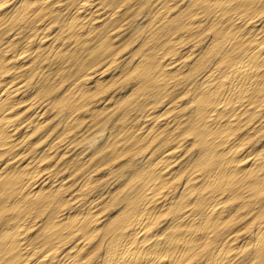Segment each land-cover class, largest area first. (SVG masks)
Here are the masks:
<instances>
[{"label":"rangeland","instance_id":"obj_1","mask_svg":"<svg viewBox=\"0 0 264 264\" xmlns=\"http://www.w3.org/2000/svg\"><path fill=\"white\" fill-rule=\"evenodd\" d=\"M22 1L24 3L21 0H10L3 3L0 0V7L6 9V15L0 18V61L3 62L2 57L4 56L1 54L5 53V49L7 53H5L7 55L5 58H7L8 55L9 57L14 55V51L15 55L20 53L29 41H31L29 43L32 47L35 46L24 53L26 58L22 60H26L27 63L24 67H12L13 64L3 62L5 68L0 72V79L2 78L0 89L5 87L7 90L16 89L19 86L18 89L22 88L19 90L21 94L25 92L23 97L27 99L29 95L27 101L16 105L15 110L11 112V117L15 122H25L23 123L24 127L19 130V133L24 136V141L19 146L9 144L0 147V168L4 166V163L5 165L9 164L7 165L9 173L17 175L20 179L19 192H29L28 207L30 208L26 207L22 211L24 216L12 211L6 213L11 224H22L19 226L21 230L25 231L24 242L26 241L25 244L28 247L30 245L29 249L34 248L42 237L41 235L45 234L47 219L56 210L66 209L69 212L73 210L75 212V210L87 211L90 209L92 222L87 229L90 236L82 237L83 234L75 232L72 236L70 235V240H63L61 246L62 248L71 247L86 238L84 240L86 242L85 256L81 260L84 261V264H99L101 251L96 247L103 232L101 227L105 228L122 216L128 203L134 202L136 193L142 185L146 186L145 176L154 167L153 164H157L156 171H158L167 163L163 160L164 156L171 152V157H174L175 161L173 163H169V161L166 169L170 170L172 180L163 189L169 191L167 199L171 200L174 197L173 199H176L178 204L181 203V207L188 205L174 211L176 216L185 212L199 215L204 213L208 205L212 206L211 204H214L215 201L224 200L221 205L226 208L224 213L226 218L224 216L221 226L213 235L212 240L214 239V242L218 243L227 235L235 234L239 239H243V242L246 241L247 245L245 247L243 245L240 249L241 252L237 253L227 264H240V262L241 264H256V232L264 227V218H261V210L264 209V185L262 189L258 187V190L252 186L233 184L219 191H202L204 169L201 162L205 159L208 149V153L211 152L210 157L211 154L212 156L222 154V157H226V153L239 152L238 158L236 157L239 159L241 152L243 155L248 154V157L242 161V164L247 167L246 170L254 171V175H264V169H256L257 165L253 164L260 163L264 155V98H261L262 101L259 104L256 103V108L253 105L256 113H251L248 110L243 115L244 120L247 118L250 120L245 123L243 121L241 126L222 128L220 127L222 124L219 123L222 117L218 116L217 120H214L216 124L211 126L214 128H212V135L208 136V143L203 144L204 139L196 133L195 135L191 133L190 127L193 124L201 123L199 107L203 103L199 99L206 94L208 89L212 90L221 84L223 72L228 69L229 64L234 62L235 51L239 52L234 49L242 47L247 53L257 44L264 46V0H60L61 3L59 0ZM135 1L136 3H134ZM243 1H252L255 5L251 7L250 11L244 13L241 10L240 13H237V10L230 9L231 4ZM78 3H85L91 10L99 11L86 20L78 19L75 17V11L80 5ZM203 6L207 7L206 11ZM209 9L211 10L209 11ZM95 16L97 19L91 20ZM236 18L249 23L253 22L252 24L257 27H255L257 29L255 33L261 32V34L255 36V33L247 34L242 32L243 30L240 31L241 28H237L238 25H236L238 21ZM221 19L224 21L221 22ZM44 25L48 27H43ZM45 29L47 35L44 33ZM126 34L128 35L126 36ZM41 37L43 38L41 39ZM257 38L260 39L257 40ZM146 48L148 49L146 50ZM8 50L10 52H7ZM18 61L20 62V60ZM160 70L162 73L157 74ZM32 71L34 72L32 73ZM88 72H91L92 75ZM151 76L156 79H151ZM85 79L86 81H84ZM209 79L211 80L209 81ZM70 80L72 82L69 83ZM262 82L264 85V81ZM86 83L90 90L92 89L90 93L85 92L84 87L86 86L84 85ZM37 87L39 88L37 89ZM67 88L69 91L66 90ZM220 89L222 90L223 86ZM147 90L150 91V95ZM107 99L109 100L107 101ZM79 100L82 101L79 102ZM33 102L34 104H31ZM224 105L227 109L230 108V104ZM29 106L30 108L27 109ZM206 106L208 110L218 107L214 102ZM72 107L77 110L72 111L74 110ZM102 107L103 109H101ZM190 107L192 109L188 110ZM84 108L87 110L90 108L91 111ZM154 110L156 111L154 112ZM184 112L187 113L184 114ZM36 117L39 122L35 120ZM168 120L171 122H167ZM215 126L218 128L216 129ZM149 127L151 128L149 129ZM146 142L150 145H145ZM157 142H159L158 146ZM223 148L226 150H222ZM107 150L110 153H107ZM36 164H40L39 168ZM191 173L200 177L198 176L195 182L190 184V189L193 191L181 193L180 186L185 178L191 177ZM6 179H0V198ZM42 183L45 185L42 186ZM123 184L125 185L123 186ZM136 188L138 189L135 190ZM15 193L17 195V192ZM93 204L94 207H92ZM171 217L168 213H160L153 230L156 228L154 231L162 234V230L175 226L177 220L174 223ZM1 221L2 219H0V223H2ZM2 227H4L3 223L0 229V244L6 235L3 230L5 228ZM98 228L101 229L97 231ZM249 236H252L251 240H249ZM212 246V243H208L205 247L199 248L195 259L187 264H206L209 248ZM92 248L94 249L92 250ZM9 257L10 254L5 255L3 261L4 259L8 261Z\"/></svg>","mask_w":264,"mask_h":264},{"label":"bare ground","instance_id":"obj_2","mask_svg":"<svg viewBox=\"0 0 264 264\" xmlns=\"http://www.w3.org/2000/svg\"><path fill=\"white\" fill-rule=\"evenodd\" d=\"M3 3L10 1V0H2ZM37 1V0H36ZM60 1V0H59ZM70 1V0H69ZM84 1V0H83ZM91 1V0H90ZM188 1V0H187ZM254 1V0H252ZM252 1H246V2H240L231 4L230 9H235L240 13V10L242 13L248 12L251 10V7L255 4L252 3ZM259 1V0H258ZM257 1V2H258ZM21 2L24 3V1L21 0ZM58 2V1H57ZM177 2V1H176ZM255 2V3H257ZM21 3V4H23ZM55 3V2H54ZM61 3V1H60ZM75 3V2H74ZM97 3V2H96ZM95 3V4H96ZM136 3V1L134 2ZM153 3V2H152ZM170 3V1H169ZM178 3V2H177ZM186 3V2H185ZM80 4V3H78ZM173 4V3H172ZM176 4V3H175ZM186 5V4H185ZM10 6V5H9ZM21 6V5H20ZM42 6V5H41ZM124 6V5H123ZM134 7V4L132 5ZM150 6V5H149ZM148 6V7H149ZM170 6H172L170 4ZM141 7V6H140ZM204 10L206 11L207 7L203 6ZM28 8V6H27ZM43 8V7H42ZM45 8V6H44ZM59 8V7H58ZM150 8V7H149ZM171 8V7H170ZM181 8V7H180ZM57 9V8H56ZM95 9V8H94ZM24 10V8H23ZM26 10V9H25ZM60 10V9H59ZM147 10V9H146ZM178 10V9H177ZM211 9H209L210 11ZM262 10V9H261ZM33 11V10H32ZM58 11V9H57ZM97 10H91V8H88L85 3H82L79 5L77 10L75 11V17L81 20H86L92 15L96 14ZM104 11V10H103ZM117 11V10H116ZM115 11V12H116ZM179 11V10H178ZM208 11V12H209ZM10 12V11H9ZM22 12V11H21ZM118 12V11H117ZM172 12V11H171ZM12 13V12H11ZM28 13V12H27ZM30 13V12H29ZM105 13V12H104ZM178 13V12H177ZM197 13V12H196ZM71 14V13H70ZM103 14V13H102ZM106 14V13H105ZM169 14V13H168ZM176 14V13H175ZM199 14V13H198ZM6 15V9H3L2 6L0 7V18L4 17ZM8 15V12H7ZM74 15V14H73ZM172 15V14H171ZM231 15V14H230ZM98 16V15H96ZM91 20H94V18ZM110 16V15H109ZM169 16V15H168ZM174 16V15H173ZM234 16V15H233ZM101 17V15H100ZM99 17V18H100ZM216 17V16H215ZM242 17V16H241ZM6 18V17H5ZM71 18V17H70ZM225 18V17H224ZM234 18V17H233ZM243 18V17H242ZM28 19V18H27ZM77 19V20H78ZM97 19V18H96ZM238 21L236 25H238L237 28H241L240 31L245 32L247 34L249 33H255L256 32V26L252 23H249L248 21H243L240 18H236ZM8 20V19H7ZM194 20V19H193ZM203 20V18H202ZM201 20V21H202ZM223 19L220 21L222 22ZM36 21V20H35ZM141 21V20H140ZM195 21V20H194ZM224 21V20H223ZM260 21V20H259ZM220 22V24H221ZM248 22V23H247ZM258 22V21H257ZM48 23V22H47ZM149 24V22H147ZM194 23V22H193ZM68 24V23H67ZM84 24V22H83ZM92 24V23H91ZM192 24V22H191ZM40 25V24H39ZM47 25V24H46ZM95 25V24H94ZM97 25V24H96ZM173 25H175L173 23ZM187 25V24H186ZM98 26V25H97ZM123 26V25H122ZM202 26V25H201ZM48 27V26H43ZM94 27V26H92ZM256 27V28H255ZM260 27V26H259ZM264 27V26H263ZM37 28V26H36ZM174 28V27H172ZM116 29V28H115ZM223 29V28H221ZM39 30V28H38ZM79 30V29H77ZM81 30V29H80ZM154 30V29H153ZM157 30V29H156ZM203 30V29H202ZM56 31V30H55ZM85 31V30H84ZM83 31V32H84ZM122 31V30H121ZM170 31V30H169ZM51 32V31H50ZM89 32V31H87ZM168 32V31H167ZM241 32V33H242ZM259 32V31H258ZM44 33L47 35L46 29L44 30ZM82 33V32H80ZM114 33V32H113ZM166 33V32H165ZM240 33V32H239ZM244 33V34H245ZM14 34V33H13ZM30 34V33H29ZM43 34V33H42ZM115 34V33H114ZM169 34V33H168ZM243 34V33H242ZM258 33H255L256 36ZM261 34V32L259 33ZM258 34V35H259ZM18 35V34H16ZM78 35V34H77ZM128 34H126L127 36ZM150 35V34H149ZM15 36V35H14ZM51 36V35H50ZM79 36V35H78ZM82 36V34H81ZM96 36V35H95ZM107 36V35H106ZM114 36V35H113ZM151 36V35H150ZM45 37V36H44ZM86 37V36H85ZM91 37V36H90ZM186 37V35H185ZM10 38V37H9ZM43 37H41L42 39ZM261 38V37H260ZM260 38H257L260 39ZM91 39V38H89ZM99 39V37H98ZM173 39V38H172ZM15 40V39H14ZM93 40V39H92ZM101 40V39H100ZM159 40V39H158ZM11 41V39H10ZM16 41V40H15ZM143 41V40H142ZM173 41V40H172ZM31 42V41H29ZM27 42L20 53L15 55V51L13 52L14 55H8L7 58H5L7 55L6 49L4 50L3 55V62L5 64H13L12 67H24L26 63L24 57V53L31 50L32 47L31 43ZM62 42V41H61ZM73 42V41H72ZM94 42V41H93ZM92 42V43H93ZM100 42V41H99ZM147 42V41H146ZM33 43V42H32ZM95 43V42H94ZM98 43V42H97ZM96 43V44H97ZM113 43V42H112ZM183 43V42H181ZM36 44V41H35ZM40 44V43H39ZM43 44V43H42ZM47 44V43H46ZM73 44V43H72ZM80 44V43H79ZM111 44V43H110ZM6 45V44H5ZM41 45V44H40ZM44 45V44H43ZM65 45V44H64ZM113 45V44H112ZM111 45V46H112ZM207 45V44H206ZM229 45V44H228ZM227 45V47H228ZM8 46V44H7ZM38 46V45H37ZM42 46V45H41ZM63 46V45H62ZM138 46V45H137ZM193 46V45H192ZM43 47V46H42ZM58 47V46H57ZM95 47V46H94ZM151 47V46H150ZM184 47V46H183ZM191 47V46H190ZM16 48V47H15ZM38 48V47H37ZM36 48V49H37ZM96 48V47H95ZM198 48V47H197ZM1 49V48H0ZM66 49V48H65ZM74 49V48H73ZM80 49V47H79ZM91 49V48H90ZM148 48H146L147 50ZM155 49V48H153ZM177 49V48H176ZM187 49V47H186ZM229 50V49H228ZM234 50H238L239 52H236V56L234 57V62L232 64H229L228 69H226L223 72V75L221 76V84L217 85V87H214L212 90L208 89L206 91V94H204L203 97L199 99L203 105H200L199 109V118L201 123L199 124H193L190 127L191 133L195 135H200L204 143H208L210 135H212V131L214 128L211 127L212 124H216L214 120H217L218 116L222 117V120L219 121L222 125L220 127H232V126H241L244 121L250 120L247 118L244 120L243 115L250 110L251 113H256L255 108L257 107L256 103H260L262 101V97L264 98V46L261 44H257L252 49H249L246 53V50H244L242 47H237ZM33 51V50H32ZM153 51V50H152ZM194 51V50H192ZM224 51V50H223ZM7 52H10L9 50ZM55 52V51H54ZM182 52V51H181ZM180 52V53H181ZM203 52V51H202ZM129 53V52H128ZM127 53V54H128ZM184 53V52H183ZM204 53V52H203ZM126 54V55H127ZM197 54V53H196ZM205 54V53H204ZM203 54V55H204ZM6 55V56H5ZM53 55V54H52ZM85 55V54H84ZM83 55V57H84ZM136 55V54H135ZM140 55V54H139ZM147 55V54H146ZM177 55V54H176ZM243 55V56H242ZM33 56V55H32ZM74 56V54H73ZM86 56V55H85ZM132 56V55H131ZM66 57V56H65ZM75 57V56H74ZM187 57V56H186ZM32 58V57H31ZM68 58V57H67ZM65 58V59H67ZM116 58V57H115ZM122 58V57H120ZM119 58V59H120ZM130 58V57H129ZM35 59V58H34ZM208 59V58H207ZM20 60V62L18 61ZM31 60V59H30ZM165 58L163 59V61ZM173 60V59H172ZM17 61V62H16ZM65 61V60H64ZM115 61V59H114ZM117 61V60H116ZM162 61V62H163ZM171 61V60H170ZM174 61V60H173ZM190 61V60H189ZM192 61V60H191ZM0 61V72H2L5 68L4 63ZM31 62V61H29ZM86 62V61H85ZM124 62V61H123ZM167 62V61H166ZM138 63V62H137ZM164 63V62H163ZM78 64V63H76ZM93 64V63H92ZM108 64V63H107ZM185 64V63H184ZM188 64V63H187ZM19 65V66H15ZM48 65V64H47ZM68 65V63H67ZM167 65V64H166ZM10 66V65H9ZM64 66V65H62ZM71 66V64H70ZM97 66V65H96ZM186 66V65H185ZM189 66V65H188ZM155 67V66H154ZM38 68V67H37ZM42 68V67H41ZM46 68V67H45ZM67 68V67H66ZM107 68V67H106ZM136 68V67H135ZM176 68V67H175ZM184 68V67H182ZM191 68V67H190ZM64 69V68H63ZM169 69V68H168ZM174 69V68H173ZM34 70H36L34 68ZM74 70V68H73ZM119 70V69H118ZM171 70V69H170ZM169 70V71H170ZM186 70V69H185ZM47 71V70H46ZM51 71V70H50ZM61 71V70H60ZM95 71V70H94ZM121 71V70H120ZM168 71V70H167ZM172 71V70H171ZM174 71V70H173ZM178 71V70H176ZM34 71H32L33 73ZM74 72V71H73ZM87 72V71H86ZM96 72V71H95ZM160 71L157 72L159 74ZM185 72V71H184ZM26 73V72H25ZM43 73V72H42ZM54 73V72H53ZM72 73V71H71ZM91 73V72H88ZM87 73V74H88ZM94 73V72H93ZM111 73V72H109ZM162 73V72H161ZM60 74V73H59ZM65 74V72H64ZM127 74V73H126ZM25 75V74H24ZM43 75V74H42ZM55 75V74H54ZM92 75V73H91ZM178 75V74H177ZM9 76V75H8ZM87 76V75H86ZM101 76V75H100ZM7 77V76H6ZM10 77V76H9ZM42 77V76H41ZM54 77V76H53ZM71 77V76H70ZM89 77V76H88ZM98 77V76H96ZM110 77V76H109ZM108 77V78H109ZM214 77V76H213ZM44 78V77H43ZM132 78V77H131ZM2 79V78H1ZM0 79V80H1ZM7 79V78H6ZM37 79V78H36ZM39 79V78H38ZM45 79V78H44ZM80 79V78H79ZM99 79V78H98ZM97 79V80H98ZM114 79V78H113ZM151 79H156L154 76H151ZM171 79V78H170ZM177 79V78H176ZM4 80V79H3ZM27 80V79H25ZM40 80V79H39ZM43 80V79H42ZM65 80V79H64ZM72 80V79H71ZM69 81L72 82V81ZM105 80V79H104ZM121 80V79H120ZM208 80V79H206ZM211 79H209L210 81ZM2 81V80H1ZM52 81V80H51ZM86 81V79L84 80ZM201 81V80H200ZM4 82V81H3ZM50 82V81H49ZM53 82V81H52ZM99 82V81H98ZM102 82V81H101ZM135 82V81H134ZM161 82V81H160ZM21 83V82H20ZM42 83V82H41ZM48 83V82H47ZM89 83V82H88ZM117 83V82H116ZM138 83V82H137ZM162 83V82H161ZM12 84V83H11ZM16 84V83H15ZM84 84V83H83ZM136 84V83H135ZM37 85V84H36ZM57 85V84H56ZM99 85V84H98ZM97 85V86H98ZM207 85V83H206ZM1 86V85H0ZM85 92L90 93V88L88 87L87 83L84 85ZM90 86V85H89ZM96 86V87H97ZM100 86V85H99ZM107 86V85H106ZM223 86V89L220 88ZM36 87V86H35ZM45 87V86H44ZM119 87V86H118ZM151 87V86H150ZM157 87V86H156ZM11 88V87H10ZM19 88V86H18ZM9 89L7 90L5 88L0 89V147L6 146V145H14L19 146L23 143L24 136L20 134L19 130L24 127L23 123L24 121H21L20 123L15 122L12 119V110H15L14 107L20 103H24L28 100L25 97H23L24 93L21 94L19 91L20 89ZM39 87H37L38 89ZM170 88V87H169ZM182 88V87H181ZM188 88V86H187ZM97 89V88H96ZM133 89V88H132ZM175 89V88H174ZM36 90V89H35ZM68 90V88L66 89ZM114 90V89H113ZM149 90V89H148ZM147 90V91H148ZM154 90V89H153ZM152 90V91H153ZM64 91V90H62ZM69 91V90H68ZM65 92V91H64ZM149 95H150V91ZM33 94V92H31ZM83 93V92H82ZM123 93V92H122ZM130 93V91H129ZM128 93V94H129ZM132 93V92H131ZM155 94V91L153 92ZM152 93V94H153ZM69 94V93H68ZM67 94V97L69 96ZM169 94V93H168ZM109 95V94H108ZM117 95V94H116ZM183 95V94H182ZM26 96V94H25ZM32 96V95H31ZM61 96V95H60ZM105 96V95H104ZM112 96V95H111ZM127 96V94H126ZM189 96V95H188ZM66 97V98H67ZM109 97V96H108ZM115 97V96H114ZM135 97V96H134ZM152 97H154L152 95ZM190 97V96H189ZM219 99H216V98ZM65 98V99H66ZM149 98V96H148ZM146 98V99H148ZM156 98V97H155ZM178 98V97H177ZM185 98V97H184ZM69 99V98H68ZM101 100V98H99ZM117 99V98H116ZM138 99V98H137ZM151 100V98H149ZM154 99V98H153ZM158 99L159 96H158ZM183 99V98H182ZM188 99V98H187ZM185 99V100H187ZM213 99V101H212ZM215 99V100H214ZM38 100V99H37ZM60 100V99H59ZM76 100V99H75ZM103 100V99H102ZM109 99H107L108 101ZM118 100V99H117ZM155 100V99H154ZM174 100V99H173ZM190 100V99H189ZM188 100V101H189ZM66 101V100H65ZM82 100H79L81 102ZM106 101V100H105ZM121 101V100H120ZM177 102V100H175ZM187 101V102H188ZM216 101V102H215ZM56 102V101H55ZM60 102V101H59ZM72 102V101H71ZM74 102V101H73ZM86 102V101H85ZM94 102V101H93ZM92 102V103H93ZM98 102V100H97ZM95 102V104L97 103ZM101 102V101H99ZM104 102V100H103ZM113 103L112 101H110ZM119 102V101H117ZM135 102V101H134ZM139 102V101H138ZM150 102V101H149ZM156 102V101H155ZM166 102V101H164ZM169 102V101H168ZM167 102V103H168ZM216 103L218 107H215L211 110L206 109L207 104L210 103ZM31 104H34L31 103ZM30 104V105H31ZM65 104V103H64ZM93 104V105H95ZM100 104V103H99ZM147 104V103H146ZM177 104V103H176ZM180 104V103H179ZM224 104H230V108L227 109V107ZM58 105V104H57ZM71 105V104H70ZM69 105V106H70ZM85 105V104H84ZM97 105V104H96ZM108 105V103H107ZM113 105V104H112ZM148 105V104H147ZM165 105V104H164ZM186 105V104H185ZM188 105V104H187ZM255 105V108L254 106ZM55 106V105H54ZM53 106V107H54ZM60 106V105H59ZM75 106V105H74ZM83 107L82 105H80ZM98 106V105H97ZM109 106V105H108ZM167 106V105H166ZM184 106V105H182ZM192 106V105H191ZM39 107V106H38ZM68 107V106H67ZM94 107V106H93ZM106 107V106H105ZM118 107V106H117ZM123 107V106H122ZM147 107V106H146ZM161 107V106H160ZM159 107V109H160ZM164 107V106H163ZM180 107V106H179ZM22 108V107H21ZM26 108V107H25ZM30 108L27 107V109ZM73 108V107H72ZM128 108V107H127ZM26 109V110H27ZM41 109V108H40ZM76 111L75 107L73 108ZM87 110V108H84ZM83 109V110H84ZM97 109V108H96ZM103 109V107L101 108ZM107 109V108H106ZM133 109V108H132ZM153 109V108H150ZM192 109L190 107L188 110ZM19 110V109H17ZM25 110V111H26ZM88 110L91 111L89 108ZM87 110V111H88ZM98 110V109H97ZM114 110V109H113ZM129 110V109H128ZM163 110V109H162ZM171 110V108H170ZM187 110V111H188ZM50 111V110H48ZM89 111V112H90ZM112 111V110H111ZM110 111V112H111ZM120 111V110H119ZM156 110H154L155 112ZM192 111V110H191ZM262 111V110H261ZM264 111V110H263ZM18 112V111H17ZM38 112V111H37ZM83 112V111H82ZM102 112V111H100ZM162 112V111H161ZM176 112V111H175ZM258 112V111H257ZM16 113V111H15ZM44 113V112H43ZM42 113V114H43ZM47 113V112H46ZM55 113V112H54ZM67 113V111H66ZM71 113V112H70ZM87 113V112H85ZM84 113V114H85ZM91 113V112H90ZM98 113V112H97ZM137 113V112H136ZM158 113V112H157ZM187 113V112H186ZM184 112V114H186ZM18 114V113H17ZM37 114V113H35ZM49 114V113H48ZM79 114V113H78ZM83 114V113H82ZM83 114V115H84ZM96 114V111H95ZM94 114V115H95ZM99 114V113H98ZM110 114V113H109ZM122 114V113H120ZM153 114V113H152ZM155 114V113H154ZM228 114V115H227ZM258 114V113H257ZM34 115V114H33ZM44 115V114H43ZM88 115V113H87ZM91 115V114H90ZM93 115V116H94ZM100 115V114H99ZM151 115V114H150ZM160 115V114H159ZM264 115V114H263ZM262 115V116H263ZM25 116V115H24ZM40 116V115H39ZM89 116V115H88ZM97 116V115H95ZM94 116V117H95ZM174 116V115H173ZM184 116V115H183ZM187 116V115H186ZM27 117V116H26ZM25 117V119H26ZM32 117V116H31ZM65 117V116H64ZM69 117V116H68ZM74 117V116H73ZM81 117V116H80ZM107 117V116H106ZM192 117V116H191ZM258 117V116H257ZM83 118V117H82ZM139 118V117H138ZM143 118V117H142ZM22 119V118H21ZM30 119V118H29ZM40 119V118H39ZM88 119V118H87ZM100 119V118H99ZM119 119V118H118ZM131 119V118H130ZM169 119H171L169 117ZM184 119V118H183ZM23 120V119H22ZM35 120L38 121L37 117ZM41 120V119H40ZM90 120V119H89ZM135 120V119H134ZM195 120V119H194ZM212 120V121H211ZM45 121V120H44ZM133 121V120H132ZM147 121V120H146ZM160 121V120H159ZM158 121V122H159ZM165 121V120H164ZM185 121V120H183ZM193 121V120H192ZM39 122V121H38ZM72 122V121H71ZM169 122V120L167 121ZM171 122V121H170ZM169 122V123H170ZM196 122V121H195ZM214 122V123H213ZM262 122V121H261ZM44 123V122H43ZM133 123V122H132ZM145 123V122H144ZM156 123V122H155ZM166 123V122H165ZM188 123V122H187ZM210 123V124H209ZM264 123V122H263ZM70 124V122H69ZM77 124V123H76ZM124 124V123H123ZM131 124V123H130ZM261 125L260 123H258ZM88 125V124H87ZM153 125V123H152ZM160 125V123H158ZM189 125V124H188ZM247 125V124H246ZM28 127V125H26ZM75 126V125H74ZM129 126V125H128ZM127 126V127H128ZM155 126V125H154ZM185 126V125H184ZM72 127V126H71ZM118 127V126H117ZM126 127V128H127ZM175 127V126H174ZM216 127V126H215ZM263 127V125H262ZM63 128V127H62ZM124 128V127H123ZM140 128V127H139ZM148 128V127H147ZM151 127H149L150 129ZM155 128V127H154ZM218 127H216L217 129ZM28 129V128H27ZM170 129V128H169ZM230 129V128H229ZM118 130V129H117ZM139 130V129H138ZM142 130V129H141ZM147 130V129H146ZM22 131V130H21ZM27 131V130H26ZM29 131V130H28ZM50 131V130H49ZM46 132V131H45ZM60 132V131H59ZM79 132V131H78ZM137 132V131H136ZM156 132V131H155ZM181 132V131H180ZM179 132V133H180ZM183 132V131H182ZM29 132H27L28 134ZM65 133V132H64ZM72 133V132H71ZM70 133V134H71ZM142 133V132H141ZM178 133V132H176ZM46 134V133H45ZM58 134V133H57ZM66 134V133H65ZM124 134V133H123ZM250 133H248L249 135ZM29 135V134H28ZM59 135V134H58ZM122 135V134H121ZM176 135V134H175ZM181 135V134H179ZM140 136V135H138ZM143 136V135H142ZM239 136V135H238ZM250 136V135H249ZM141 137V136H140ZM208 137V139H207ZM240 137V136H239ZM45 138V137H43ZM68 138V137H67ZM115 138V137H113ZM121 138V137H120ZM124 139V136L122 137ZM36 139V138H35ZM141 139H143L141 137ZM166 140V139H164ZM233 140V139H232ZM122 141V140H121ZM182 141V140H181ZM227 141V140H226ZM254 141V140H253ZM256 141V140H255ZM223 142V141H221ZM229 142V141H227ZM147 143V142H146ZM157 146L159 145V142H157ZM162 143V142H161ZM255 143V142H254ZM60 144V143H59ZM124 144V143H123ZM122 144V146H123ZM130 144V143H129ZM226 144V143H225ZM28 145V144H27ZM53 145V143H52ZM125 145V144H124ZM145 145H150L149 143ZM243 145V144H242ZM51 146V145H49ZM56 146V145H55ZM58 146V145H57ZM70 146V145H69ZM231 146V145H230ZM254 146V145H252ZM262 146V145H261ZM9 147V146H8ZM13 147V146H12ZM30 147V146H29ZM32 147V146H31ZM155 147V146H154ZM179 147V146H178ZM258 147V146H257ZM119 148V147H118ZM156 148V147H155ZM154 148V149H155ZM250 148V147H249ZM248 148V149H249ZM256 148V147H255ZM25 149V147H24ZM112 149V148H111ZM153 149V150H154ZM188 149V148H187ZM226 150V148H223L222 150ZM259 149V148H258ZM7 150V149H6ZM22 150V149H21ZM151 150V149H150ZM211 150V147H210ZM253 150V148H252ZM25 151V150H24ZM64 151V150H63ZM109 150H107V153ZM209 149L206 152L205 159L201 162V165H203L204 169V181H203V188L201 189L210 191H219L221 189H225L229 186H232L233 184L238 185H245V186H252L255 187L258 190V187L262 189V186L264 185V175H254L252 170L248 171L246 170L247 167H245L242 164V161L248 157V154H239L241 156L239 159L238 153H226V157H222V154H214L210 157ZM248 151V150H247ZM255 151V150H254ZM4 152V151H3ZM21 152V151H20ZM27 152V150H26ZM41 153V152H40ZM52 153V152H50ZM65 153V152H64ZM183 153V152H182ZM247 153V152H246ZM2 154V153H1ZM22 154V153H21ZM49 155V153H47ZM250 154V153H249ZM30 155V154H29ZM28 155V157H29ZM38 155V154H37ZM40 155V154H39ZM51 155V154H50ZM61 155V154H60ZM107 155V154H106ZM109 155V154H108ZM107 155V156H108ZM172 153H167L163 160L164 162H167L166 165H164L161 169L156 171L157 164H153L154 167L147 173L145 176L146 179V186L142 185L141 189L136 193V198L134 202L128 203L127 208L125 212L122 214V216L115 220L114 222L110 223L109 225L101 227L103 228V232L101 233L100 241L98 243V246L96 249H99L101 251L100 260L98 261L99 264H187L189 261H193L195 259L196 253L199 248H203L208 243H212L213 246L209 248V255H208V262L206 261V264H227L229 261H231L237 253L241 252L242 246L245 247L247 245L246 241L243 242L239 237H237L235 234L227 235L221 242L215 243L213 238V235L216 233L217 229L221 226V222L224 219L225 216V210L226 208L222 207L221 204H223L224 200L221 201H215L214 204H211L212 206L208 205V207L205 208L204 213L202 214H191L188 212H185L184 214L176 216L175 212L179 207H181V203H177L176 199H167V193L169 191L164 190L163 188L168 184L172 178V174L167 171L166 167L169 163H173L175 159L174 157H171ZM18 156V154H17ZM179 156V155H177ZM5 157V156H4ZM3 157V158H4ZM27 157V158H28ZM35 157V156H34ZM47 157V156H46ZM49 157V156H48ZM154 157V156H153ZM176 157V156H175ZM201 157V156H200ZM237 157V158H236ZM31 158V157H30ZM58 158V157H57ZM156 158V157H155ZM5 159V158H4ZM15 159V158H14ZM35 159V158H34ZM126 159V158H125ZM153 159V158H152ZM173 159V160H171ZM179 159V158H178ZM196 159V158H195ZM26 160V159H25ZM30 160V159H29ZM84 160V159H83ZM90 160V159H89ZM151 160V159H150ZM261 162L256 164L258 168L256 169H264V155L261 158ZM12 161V160H11ZM27 161V160H26ZM25 161V162H26ZM73 161V160H72ZM157 161V160H156ZM194 161V160H193ZM1 162V161H0ZM9 162V161H7ZM15 162V161H14ZM121 162V161H120ZM123 162V161H122ZM121 162V163H122ZM4 162L2 161V164ZM16 163V162H15ZM39 163V162H38ZM249 163V162H248ZM19 164V163H18ZM49 164V162H48ZM119 164V163H118ZM7 164L0 168V179L1 178H7L5 182L3 183V189H2V196L0 198V219H2V223L5 228L3 229L6 232L4 241L0 244V262L1 264H84V261H82V257L85 256V250L84 247L86 245V242L84 240H80L76 244H74L71 247H65L62 248L61 244L62 241L70 240V235L72 236L73 233L79 232L82 235V237H87L89 234V230L87 232V229L89 225L91 224L92 219V211L90 213V209L87 211H77L75 212H69L66 209L62 210H56L55 213H53L51 216L48 217L46 225H45V234L41 235L42 237L37 241L36 246L32 249L30 248V245L25 244L24 242V230L20 229V224H11V222L7 219L6 213L9 211L15 212L19 215V213L23 214L22 211L28 207V200H29V192L22 193L19 192L18 189L20 185V179L17 175L9 173V170L7 167ZM35 165V164H34ZM39 168L40 164H36ZM80 165V164H79ZM180 166V164H178ZM16 166V165H15ZM52 166V165H51ZM174 166V165H173ZM176 166V165H175ZM178 166V167H179ZM190 166V165H189ZM252 166V165H251ZM43 167V166H42ZM185 167V166H184ZM41 168V167H40ZM49 168V167H47ZM51 168V167H50ZM197 168V167H196ZM175 169V168H174ZM177 169V168H176ZM29 170V168H28ZM35 170V169H34ZM42 170V169H41ZM39 170V171H41ZM183 170V169H182ZM16 171V170H15ZM30 171V170H29ZM44 171V169L42 170ZM75 171V170H74ZM28 172V171H27ZM135 172V171H134ZM69 173V172H68ZM73 173V172H72ZM172 173V172H171ZM136 173H134L135 175ZM50 175V174H49ZM133 175V176H134ZM137 175V174H136ZM176 175V174H175ZM89 176V175H88ZM132 176V177H133ZM174 176V175H173ZM191 177L188 176V178H185L183 183L181 184V193L182 192H188L190 193L193 191L191 188V183H194L195 180L198 178L199 175L195 176V174L191 173ZM61 177V176H59ZM68 177V176H67ZM65 177V178H67ZM100 177V176H99ZM131 177V178H132ZM200 177V176H199ZM62 178H64L62 176ZM98 178V177H97ZM26 180V179H25ZM48 180V179H47ZM58 180V179H57ZM41 181V180H40ZM64 181V180H63ZM45 182V180H44ZM51 182V181H50ZM53 182V181H52ZM55 182V181H54ZM127 182V181H126ZM28 183V182H27ZM43 184V183H42ZM50 184V183H49ZM69 184V183H68ZM67 184V185H68ZM197 184V183H196ZM39 185V184H38ZM43 184L42 186H44ZM47 185V184H46ZM125 184H123L124 186ZM135 186V185H134ZM177 186V185H176ZM179 186V185H178ZM193 186V185H192ZM35 187V186H34ZM54 187V186H53ZM83 187V186H82ZM81 187V188H82ZM136 187V186H135ZM146 187V188H145ZM175 187V186H174ZM114 188V187H113ZM23 189V188H22ZM32 189V188H31ZM30 189V190H31ZM57 189V187H56ZM117 189V188H116ZM136 188L135 190H137ZM172 189V188H171ZM52 190V189H51ZM85 190V189H84ZM28 191V190H27ZM112 191V190H111ZM17 192V195H15ZM32 192V191H31ZM30 192V193H31ZM36 192V191H35ZM49 192V190H48ZM85 192V191H84ZM107 192V191H106ZM126 193V192H125ZM124 193V194H125ZM229 194V193H228ZM80 195V194H79ZM172 195V194H171ZM185 195V194H184ZM179 196V195H178ZM218 196V195H217ZM245 196V195H244ZM47 197V196H46ZM72 197V196H71ZM172 197V196H171ZM190 197V196H188ZM214 197V196H213ZM222 197V196H221ZM224 197V196H223ZM230 197V196H229ZM74 198V197H73ZM68 199V198H67ZM209 199V198H208ZM228 199V198H227ZM107 200V199H106ZM188 200V199H187ZM187 200H184L187 202ZM207 200V199H206ZM217 200V199H216ZM49 201V200H48ZM51 201V200H50ZM71 201V200H70ZM195 201V200H194ZM204 201V200H203ZM53 202V201H52ZM62 202V201H61ZM78 202V201H77ZM80 202V201H79ZM78 202V203H79ZM183 202V201H182ZM246 202V201H245ZM44 203V202H43ZM105 203V202H104ZM195 203V202H194ZM211 203V202H210ZM33 204V203H32ZM46 204V203H45ZM76 204V203H75ZM96 204V203H95ZM100 204V203H99ZM189 204V203H188ZM35 205V203H34ZM48 205V203H47ZM77 205V204H76ZM44 206V204H43ZM75 206V205H74ZM101 206V204H100ZM188 205H183L181 208H185ZM218 206V207H217ZM79 207V204H78ZM82 207V206H81ZM94 207V204L93 206ZM227 207V206H226ZM229 207V206H228ZM227 207V208H228ZM233 207V206H232ZM47 208V207H46ZM91 208V207H90ZM37 209V208H36ZM32 210V208H31ZM30 210V211H31ZM83 210V209H82ZM238 210V209H237ZM101 211V210H100ZM231 211V210H230ZM29 213V211H27ZM179 212V211H178ZM238 212V211H237ZM43 213V211H42ZM94 213V212H93ZM99 213V211H98ZM160 213H168L170 214L171 220L176 221L175 226H172L168 228L167 230H162L159 234L156 228L153 230L154 226L157 224V216L160 215ZM177 213V212H176ZM10 214V213H9ZM8 214V215H9ZM15 214V215H17ZM31 214V213H30ZM91 214V215H90ZM33 215V212H32ZM24 216V214H23ZM234 216V215H233ZM19 217V216H18ZM36 218V215H35ZM99 218V217H98ZM97 218V219H98ZM226 218V216H225ZM261 218H264V209L261 210ZM25 219V218H24ZM29 219H27L28 221ZM234 220V219H233ZM104 221V220H103ZM169 221V220H168ZM167 221V222H168ZM30 222V220H29ZM34 222V221H33ZM247 222V221H246ZM2 223H0L2 225ZM25 223V221H24ZM36 223V219H35ZM32 224V223H31ZM244 224V223H243ZM0 225V229H1ZM20 225V226H19ZM24 225V224H23ZM27 225V224H26ZM34 225V224H33ZM242 226V225H241ZM240 226V227H241ZM32 227V226H31ZM94 227V226H93ZM98 227V225H97ZM159 227V226H158ZM167 227V226H166ZM101 228H98L100 230ZM245 229V228H244ZM34 230V229H33ZM32 230V231H33ZM160 230V229H159ZM238 230V229H236ZM235 230V231H236ZM35 231V230H34ZM31 232V231H30ZM32 233V232H31ZM43 233V232H42ZM35 234V233H34ZM29 235V234H27ZM32 235V234H31ZM250 237V236H249ZM252 237V236H251ZM251 237L249 240H251ZM27 238H29L27 236ZM26 238V239H27ZM247 238V237H246ZM36 241V240H35ZM220 241V240H219ZM250 242V241H249ZM34 244V243H33ZM94 248H92L93 250ZM240 250V251H239ZM255 252H256V264H264V227L262 229H258L256 232V243H255ZM235 251V252H234ZM239 251V252H238ZM87 252V251H86ZM234 252V253H233ZM93 253V252H92ZM10 257L7 260L4 259L5 255H9ZM88 254V253H87ZM84 259V258H83ZM197 260V259H196ZM96 263V262H95ZM236 263V262H235ZM241 264V262H240Z\"/></svg>","mask_w":264,"mask_h":264}]
</instances>
